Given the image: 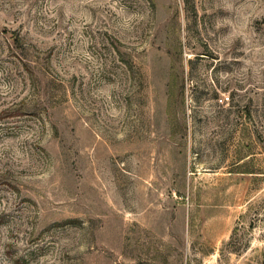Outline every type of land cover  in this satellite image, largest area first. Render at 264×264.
Listing matches in <instances>:
<instances>
[{
    "label": "rangeland",
    "instance_id": "1",
    "mask_svg": "<svg viewBox=\"0 0 264 264\" xmlns=\"http://www.w3.org/2000/svg\"><path fill=\"white\" fill-rule=\"evenodd\" d=\"M0 264H264V0H0Z\"/></svg>",
    "mask_w": 264,
    "mask_h": 264
},
{
    "label": "built area",
    "instance_id": "2",
    "mask_svg": "<svg viewBox=\"0 0 264 264\" xmlns=\"http://www.w3.org/2000/svg\"><path fill=\"white\" fill-rule=\"evenodd\" d=\"M228 100H230V96H228V95H226V96H222V97L220 98V101L223 102V103L227 102Z\"/></svg>",
    "mask_w": 264,
    "mask_h": 264
}]
</instances>
